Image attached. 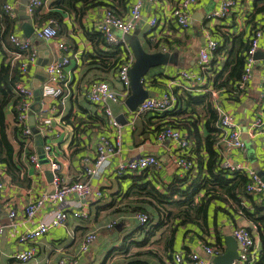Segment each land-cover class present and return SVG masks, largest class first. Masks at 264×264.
Here are the masks:
<instances>
[{"label":"crops","instance_id":"0c3cea01","mask_svg":"<svg viewBox=\"0 0 264 264\" xmlns=\"http://www.w3.org/2000/svg\"><path fill=\"white\" fill-rule=\"evenodd\" d=\"M27 1L0 0V14L5 3L17 5L18 11L16 17H13L16 18L13 32L26 37L25 34L34 28L33 34L28 38L34 39L39 50V58L36 64L30 66L25 84L34 89L38 84V88L42 89L41 86L46 80V65L54 58L66 56V52L58 48V43L62 40L66 42L71 53L70 70L73 79L70 83V93L65 96L64 101L59 99L49 104L41 94L42 108L35 113V127L40 133L33 132L32 143L28 148L21 141V136L18 138L15 135V113L12 106L9 105L6 109L7 133L24 168L20 173V181L15 182L7 173L5 164L0 161V174L5 181L4 192L0 194V221L6 225L0 245V264H59L64 257L77 258L76 264H178L174 260L176 253L194 249L200 251L205 258H209L202 251L203 244L221 246L226 253L227 236H232L235 227L250 228L260 241L256 231L257 223L253 218L264 215V197H258L248 191L240 202L231 198L212 201L206 222L197 218L195 221L183 223L185 218L177 216L185 205L180 204L183 197L171 192V184L177 176L181 178L189 176L187 182L182 185V188H185L186 184L195 178L197 166L191 169L190 174H188L190 170L186 172L178 168L171 158L173 141L157 140L153 129L174 118L182 120L183 124L185 121L190 123L198 116H203L200 113L201 107H195L194 111L192 110L194 106L177 102L174 109L167 113L148 112L133 119L131 110L122 100L111 104L116 120L123 125L121 151L110 160L102 174L91 180L95 187L102 190L103 195L98 199H85L74 194L65 201L70 212L86 210L89 216L87 218L69 216L65 226L52 228L36 242V256L31 261L24 263L15 259L16 252L28 248V244L19 241V235L27 229L37 227L41 221L52 216L53 207L49 204L39 210L32 219H28L24 211L27 203L41 192L54 190L52 177L54 173L49 162L44 163L40 158L41 165L38 167L29 161L28 153L38 152V137L45 143L54 144L53 155L61 164L59 174L63 182L71 184L81 180L84 175V160L95 157L100 136L116 134L115 130L107 125L101 107L86 98V84L91 80L101 79L108 81L118 91L122 89L118 79V68L104 69L100 59L93 70H89L88 67L90 55L94 53V44L87 36V32L99 30L105 14V4L92 6L83 14H76L55 7L56 0H45L43 5L37 8L39 10L37 15L35 13L29 15L26 7L22 9ZM103 1L112 5L118 15L127 17L135 0H127L124 4L119 0ZM177 2L178 0H160L156 4H150L146 1L142 9V18L138 21L135 31L129 35L130 39L140 40L148 52L162 51L174 56L173 62L152 67L145 77V87L155 96L161 95L172 80L179 79L183 70L200 72L199 50L206 43L208 35L211 34L218 41L219 35L222 34H242L244 38H249L257 27L264 25V14L252 15L254 0H239V5L230 16L212 22L207 16L219 7L221 0H198L190 10L191 26L182 29L171 16ZM81 5L82 3H79V6ZM52 11L62 14L61 24L57 22L59 35L50 41H37L34 38L35 30L50 20L43 18ZM24 14L29 17L25 18ZM153 17H157L159 22L151 27L150 19ZM116 33L121 36L119 31ZM263 44L262 41L257 51L258 58L253 76L246 90L238 97H231L224 92L213 95L208 91L209 87L202 85L206 91L195 90L191 93H209V100L218 114L219 109L231 114L242 132L246 149H232L227 151L226 155L231 162L256 170L264 181V134L258 131L252 134L251 129L252 123L261 111L264 93ZM109 46L114 48L116 45ZM164 47L168 51H164ZM103 48L107 49L106 46ZM14 51L8 49L4 43L3 47L0 46L1 59L7 57L12 64L19 62L13 54ZM176 90L179 94L185 92L179 87ZM176 110L181 112L175 114ZM204 123L202 118L198 124V130L203 136L207 134ZM186 126L185 124L180 127L185 135L188 134ZM145 154H154L160 161L158 169L143 171L147 179L146 176L140 177L142 172L134 173L137 176L133 173L123 176L116 174L119 161H129ZM188 154L196 162L198 152ZM148 181L150 187L153 186L160 192L159 197L149 194L142 187ZM200 198L201 195L196 196L195 204H198ZM11 209L17 211L14 226L10 225ZM136 210L150 216L148 224L140 223L135 216ZM190 217L191 215L187 216ZM114 219H117V224L112 228L100 229L99 237L90 250L78 256L82 237L88 231Z\"/></svg>","mask_w":264,"mask_h":264},{"label":"built area","instance_id":"2783aa9c","mask_svg":"<svg viewBox=\"0 0 264 264\" xmlns=\"http://www.w3.org/2000/svg\"><path fill=\"white\" fill-rule=\"evenodd\" d=\"M156 4L160 0H135L130 7L127 17L118 15L115 10L106 6L105 14L100 22L99 30L104 34L105 40L109 45L120 46L124 52V60L118 68V79L122 85L120 91L114 89L112 85L101 79L91 80L86 84L85 96L93 104L99 105L103 114L107 119V125L114 129L115 136L104 134L100 136L97 147L96 155L93 159L86 158L84 160L85 168L84 175L81 180L77 182L66 184L63 182L59 174L61 164L53 155L55 146L53 143H45V157L50 164V168L54 173L53 184L54 190L47 192L43 191L36 198L30 200L24 207L26 217L32 219L39 210L47 204L53 207L52 216L48 220L41 221L37 227L27 229L19 235V241L23 244H28V248L14 254L15 259L20 262H29L36 256V242L52 228L65 226L69 216L74 215L78 218H87L88 212L86 210H72L69 211L65 201L70 195L77 194L85 199H98L102 194V190L95 187L91 180L96 176L102 174L110 164V160L120 153L121 151V133L123 125L116 120L111 104L125 101L131 94V76L130 70L135 62V56L126 38L137 28L138 21L142 18V9L145 2ZM198 0H178L177 4L171 12V16L182 29H188L191 26L190 10ZM45 0H28L26 9L29 15H33L35 10L42 6ZM239 5V0H221L218 8L212 10L207 18L212 22L214 20H221L231 15L234 8ZM3 10L11 17H16L17 5L14 3H5ZM157 17L150 19V26L154 27L158 24ZM116 31L121 33L119 36ZM209 33V32H208ZM59 35L58 23L54 19H50L45 25L37 27L35 30L34 38L36 40L50 41L56 39ZM10 40L15 46L16 50L13 52L16 59H18V68L24 77L28 74L29 68L32 64H36L39 58V50L34 43V39L25 37L16 32L10 34ZM264 43V25L259 26L251 36V45L247 50L245 58V69L239 82V88L244 92L253 76L255 65L257 62L256 54ZM264 45V44H263ZM219 46V41L215 40L212 35H208L206 43L199 50V68L200 72H193L191 70H183L180 73V78L172 80L166 90L158 96H153L145 99L139 104L136 110L131 111L133 119L148 113V112H165L173 109L178 102V91L180 89L191 92L195 90L206 91L203 87H209L208 91L213 95L222 90L215 89L209 76L212 75L211 62L213 58L217 59L219 66L221 61L226 58L225 52L216 54ZM58 48L66 52V56L57 59H52L45 67L46 80L42 84V97L49 103H55L56 100L64 101L65 96L70 93V83L72 82V73L70 70L72 57L68 50L65 41H59ZM164 51H168L164 47ZM264 52V46H263ZM15 64V63H14ZM218 65V64H217ZM264 85V74L262 76ZM145 83V81H144ZM209 85V86H208ZM17 92L21 96V100L17 106L18 115L15 116V125L20 128L22 135L21 141L25 143L26 147L32 143L33 130L30 125V112L35 99V89L32 86L26 85L24 82L17 83ZM261 111L257 115L255 121L251 125L252 134L257 131L264 134V93L262 96ZM127 105V104H126ZM218 127L222 133L216 143L219 154L221 155V167L229 169L234 172L237 170L244 171L248 178L246 189L258 197H264V181L261 176L251 168L243 167L240 164L231 162L226 155L227 151L232 149L245 150L246 142L242 138V132L236 125L229 112L219 109ZM159 141L170 139L173 141V149L171 158L178 168L184 169L186 172L191 170L194 165V160L190 158L191 140L184 134L180 128L173 126H166L155 134ZM115 139V140H114ZM30 163L40 166V155L38 152L30 154ZM160 167V161L154 154H145L138 158L129 161H119L116 166V174L123 176L124 174L141 173L148 170H156ZM5 181L0 174V194L4 192ZM136 218L142 225H146L150 221V216L145 212H136ZM17 211L11 209L9 213L10 225H16L15 219ZM117 219H114L106 224L99 226L96 229L88 231L79 243L78 256L88 252L99 237L100 229L112 228L117 224ZM6 225L0 221V245L2 237L5 233ZM232 236L238 244L239 258L233 264H254L258 260L260 251V241H258L250 228L235 227L232 230ZM202 251H204L209 258H205L197 249L188 252L176 253L174 260L178 264H218L215 258L224 254L221 246L215 244H203ZM77 258L64 257L60 260L59 264H76Z\"/></svg>","mask_w":264,"mask_h":264},{"label":"trees","instance_id":"16d2710c","mask_svg":"<svg viewBox=\"0 0 264 264\" xmlns=\"http://www.w3.org/2000/svg\"><path fill=\"white\" fill-rule=\"evenodd\" d=\"M126 1L127 0H119L121 4L126 3ZM79 3H82V5L79 6ZM100 4L112 7V5L105 3L103 0H56L54 2L55 7H59L63 11L69 13L75 12L76 14H83L90 7ZM38 11L37 9L35 12L36 15ZM256 14H264V0H254V12L252 15L254 16ZM45 19H54L61 24L62 14L52 11L44 16L43 20ZM15 23L16 18L9 16L2 10L0 14L1 47L6 43L8 49L16 50L10 40V34L15 30ZM87 36L94 44V53L90 55L91 61L88 63L89 70H93L95 65L99 64V59L104 69H110L111 67L119 68L124 60V52L121 47H110L105 40L104 34L100 30L87 32ZM219 38V46L216 50V54L225 52L226 58L219 67H217V59L213 58L211 62L212 75L209 76V82H211L215 89L222 90V92L231 97H238L243 92L239 88V82L244 73L245 58L247 50L251 45V36L249 38H244L242 34H222L219 35ZM100 44H103V46L101 47ZM104 46L107 47L106 50L103 48ZM19 82L25 83V77L20 72L18 63L15 62V64H12L10 60H7V57L3 59L0 57V161L5 164L7 173L15 182L20 181V173L24 166L7 133L6 109L11 105L15 116L18 115L17 106L21 100V96L18 95L16 86ZM177 94L178 102L186 106H194L192 110L195 111V107L197 106L201 107L202 111H200V113H202L203 116H198L197 119L190 123L189 121H185L184 124L182 120L174 118V120L156 126L157 128L153 129V133L159 132L166 126L180 128L181 126H185V124L187 125V137L190 140L192 139L190 153L198 152L196 162L193 157H190L194 160V167L197 166V173L195 178H192L193 180L189 184H186L185 188H182V185L187 182L189 176L185 178L177 176L172 182L170 190L172 193H178L180 197H183L180 204H184L185 207L177 214V216L185 218L183 223L190 220L195 221L197 218L206 222L212 201L231 198L240 202L242 196L247 195L246 186L249 178L244 171L237 170L232 172L229 169L221 167V155L219 154L216 143L222 130L217 125L219 114L209 100L210 94H194L187 91ZM171 110L160 113H167ZM180 112L181 110H176L174 113L178 114ZM196 113L198 112L196 111ZM202 118L205 121L204 125L207 130L205 136L201 135L198 130V124ZM15 135L18 138L22 135L20 128L17 126L15 127ZM28 154L30 155L31 153L29 152ZM191 172L192 170H190L188 174ZM133 175L137 176V174ZM145 176L146 173L144 172L140 174L141 178ZM145 179H147V176ZM149 185L148 181L144 183L142 187H144L149 194L159 197V195H161L160 192H158L155 187H150ZM200 195L201 198L198 204H195L196 196ZM189 215H191V217L187 218ZM253 219L257 223L256 231L260 240L259 256L254 264H264V215H260Z\"/></svg>","mask_w":264,"mask_h":264},{"label":"water","instance_id":"95a60500","mask_svg":"<svg viewBox=\"0 0 264 264\" xmlns=\"http://www.w3.org/2000/svg\"><path fill=\"white\" fill-rule=\"evenodd\" d=\"M28 1L25 2V5L22 7L24 9L27 5ZM26 18L29 16L24 14ZM34 32V28L32 27L29 32L25 35L26 37H31ZM38 41V40H37ZM126 41L129 43V46L134 53L135 62L130 70L131 76V94L126 99V104L131 111L137 109L140 103H142L145 99L153 97L152 91L145 87V77L149 70L152 67H157L160 65H166L174 61L173 54L168 52H148L144 48L143 44L138 39H130L129 35L126 38ZM256 58H258L256 54ZM44 65V64H43ZM41 94L42 89L35 86V101L36 103L33 104L31 112H30V124L32 126V130L34 133H40L35 127V113L41 110L42 105L41 101ZM38 153L40 155L41 161L44 163H48V160L45 157V149L44 144L45 142L43 139L38 137ZM50 166V165H49ZM49 174H51L49 172ZM53 177V174H52ZM227 252L222 254L221 256L216 257L214 260L218 264H233V262L239 258V251H238V244L233 236H227Z\"/></svg>","mask_w":264,"mask_h":264},{"label":"rangeland","instance_id":"374dc122","mask_svg":"<svg viewBox=\"0 0 264 264\" xmlns=\"http://www.w3.org/2000/svg\"><path fill=\"white\" fill-rule=\"evenodd\" d=\"M25 16V15H24ZM26 18V17H25Z\"/></svg>","mask_w":264,"mask_h":264}]
</instances>
